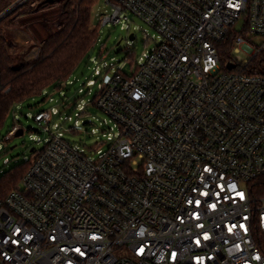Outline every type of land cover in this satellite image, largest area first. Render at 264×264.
<instances>
[{
  "label": "built area",
  "instance_id": "obj_1",
  "mask_svg": "<svg viewBox=\"0 0 264 264\" xmlns=\"http://www.w3.org/2000/svg\"><path fill=\"white\" fill-rule=\"evenodd\" d=\"M105 2L102 25L133 14L161 41L101 85L98 157L52 133L0 197V264H264V76L250 72L264 53V0ZM42 6L14 0L0 21ZM230 36L223 70L218 44ZM59 114L33 118L49 131Z\"/></svg>",
  "mask_w": 264,
  "mask_h": 264
},
{
  "label": "rangeland",
  "instance_id": "obj_2",
  "mask_svg": "<svg viewBox=\"0 0 264 264\" xmlns=\"http://www.w3.org/2000/svg\"><path fill=\"white\" fill-rule=\"evenodd\" d=\"M65 2L66 0H49L35 12L14 15L15 24L7 30L8 39L25 50L28 60L38 58L42 42L62 28L66 20L62 10ZM110 12L105 0H98L92 6V25L98 28L99 40L86 63L77 69L67 83L59 90L47 89L41 96L13 108L0 131V177L16 164L31 159L32 149L42 150L52 133H62L73 145L92 157H98V150L106 149L100 144L106 140L101 131V123L109 118L95 107L94 98L101 85L108 83L118 70L130 75L143 55L153 50L161 41L153 28L133 14H127V19L117 24L102 25L101 19ZM39 23L42 25L37 28L36 24ZM241 25L242 22H239L234 29L239 30ZM132 34L135 36L133 41L130 40ZM234 56L240 63L250 59L243 50ZM97 66L102 70L100 77L95 73ZM90 81L94 84L89 85ZM81 107L87 108L86 113L82 112ZM52 108L57 109L60 114L52 118L50 130L47 131V125L36 122L33 117L39 111H50ZM76 121H79V127L75 126ZM15 122L21 124L22 135L6 141L4 138L13 129Z\"/></svg>",
  "mask_w": 264,
  "mask_h": 264
},
{
  "label": "trees",
  "instance_id": "obj_3",
  "mask_svg": "<svg viewBox=\"0 0 264 264\" xmlns=\"http://www.w3.org/2000/svg\"><path fill=\"white\" fill-rule=\"evenodd\" d=\"M47 1L43 0V4ZM97 1L66 0L62 8L66 20L62 28L47 37L41 44L39 57L33 61L28 60L21 46L9 41L7 19L0 21V74L3 84L9 89L8 93H0V131L16 105L41 96L47 89L59 90L86 63L99 40L98 28L92 25L91 20V9ZM13 2L0 0V16ZM233 41V36H230L218 44L223 70L233 61ZM99 53L101 55L102 51ZM250 72L264 76V53L251 61ZM31 160L16 164L0 177V197L9 195L22 181L31 167ZM261 180L264 182V178ZM261 249L264 253V241Z\"/></svg>",
  "mask_w": 264,
  "mask_h": 264
},
{
  "label": "water",
  "instance_id": "obj_4",
  "mask_svg": "<svg viewBox=\"0 0 264 264\" xmlns=\"http://www.w3.org/2000/svg\"><path fill=\"white\" fill-rule=\"evenodd\" d=\"M130 40H131V41L135 40V36H134L133 34L130 36ZM234 67H235L234 64H229V65H228V69H229V70L234 69ZM20 135H22V132H21V131H19V132L17 133V136H20ZM12 149H13V148H12ZM31 152H34V149H32Z\"/></svg>",
  "mask_w": 264,
  "mask_h": 264
},
{
  "label": "crops",
  "instance_id": "obj_5",
  "mask_svg": "<svg viewBox=\"0 0 264 264\" xmlns=\"http://www.w3.org/2000/svg\"><path fill=\"white\" fill-rule=\"evenodd\" d=\"M33 25H34V24H33ZM36 25H37V28H38V26H39V25H42V24L39 23V24H36ZM37 28H36V29H37ZM35 37H36V36H35V34H34V38H35ZM35 39H36V38H35ZM42 43H43V42H42Z\"/></svg>",
  "mask_w": 264,
  "mask_h": 264
}]
</instances>
